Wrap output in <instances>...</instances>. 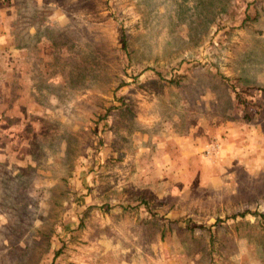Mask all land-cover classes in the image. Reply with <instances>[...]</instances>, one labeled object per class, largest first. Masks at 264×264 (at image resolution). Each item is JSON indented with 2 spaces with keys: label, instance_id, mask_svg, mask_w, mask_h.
<instances>
[{
  "label": "rangeland",
  "instance_id": "obj_1",
  "mask_svg": "<svg viewBox=\"0 0 264 264\" xmlns=\"http://www.w3.org/2000/svg\"><path fill=\"white\" fill-rule=\"evenodd\" d=\"M0 264H264V0H0Z\"/></svg>",
  "mask_w": 264,
  "mask_h": 264
},
{
  "label": "trees",
  "instance_id": "obj_2",
  "mask_svg": "<svg viewBox=\"0 0 264 264\" xmlns=\"http://www.w3.org/2000/svg\"><path fill=\"white\" fill-rule=\"evenodd\" d=\"M169 84H175V81H173V80H168L167 81Z\"/></svg>",
  "mask_w": 264,
  "mask_h": 264
}]
</instances>
